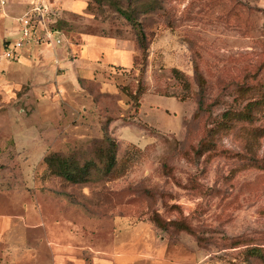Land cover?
I'll list each match as a JSON object with an SVG mask.
<instances>
[{"label": "rangeland", "instance_id": "obj_1", "mask_svg": "<svg viewBox=\"0 0 264 264\" xmlns=\"http://www.w3.org/2000/svg\"><path fill=\"white\" fill-rule=\"evenodd\" d=\"M33 1L0 0V56ZM45 1L58 56L0 58V264H263L248 251L264 247V0ZM116 5L139 13L146 61ZM54 152L95 161L93 178L48 174Z\"/></svg>", "mask_w": 264, "mask_h": 264}, {"label": "trees", "instance_id": "obj_2", "mask_svg": "<svg viewBox=\"0 0 264 264\" xmlns=\"http://www.w3.org/2000/svg\"><path fill=\"white\" fill-rule=\"evenodd\" d=\"M133 1V0H131ZM96 2L99 4V6L105 5L104 0H96ZM128 7H130V3L128 4ZM149 8L153 9V6H150ZM115 11L124 18L134 29L140 49V55L142 57L143 61H146L148 58V38L147 34L145 32V28L143 26V22L140 20L139 13L136 9H128L124 8L123 6L116 5ZM52 26L54 28L60 29V25L57 23H52ZM197 82L200 85V100L198 104V109L195 112L193 118H199L201 115H203L206 112H209V108L206 106L205 102V87L203 84L202 77L197 74ZM125 88V87H124ZM141 87H139V90L136 91L135 96L132 98L134 101V106L136 108V111H138L141 108V103L139 101V96L142 95L143 91H141ZM257 106L260 104H264V99L261 101H255ZM260 103V104H259ZM256 106V107H257ZM240 118L243 119H254V113L253 112H247L245 111L242 115H239ZM108 124L107 122L104 126V159H103V166L102 170L110 174L114 171L116 164H117V142L116 140L109 134L108 130ZM44 162L46 164V170L47 173L50 175H57L63 177L66 181L71 183H82L91 180L93 168L95 166V161H87L85 163H81L77 158L71 156H65L58 152L50 153L45 156ZM153 221L160 226L163 229H167L169 226H172L175 231H186L189 234H194V231L189 227L184 221H165L161 218L159 213H155L152 217ZM248 253L251 256H254L258 258L263 264H264V247L262 246H253L249 249Z\"/></svg>", "mask_w": 264, "mask_h": 264}, {"label": "built area", "instance_id": "obj_3", "mask_svg": "<svg viewBox=\"0 0 264 264\" xmlns=\"http://www.w3.org/2000/svg\"><path fill=\"white\" fill-rule=\"evenodd\" d=\"M5 5L6 0H1ZM51 7L45 0H34L31 5L15 18L14 40H8L0 56L1 60H19L33 46L57 47L63 43L61 29L54 28L50 22Z\"/></svg>", "mask_w": 264, "mask_h": 264}, {"label": "crops", "instance_id": "obj_4", "mask_svg": "<svg viewBox=\"0 0 264 264\" xmlns=\"http://www.w3.org/2000/svg\"><path fill=\"white\" fill-rule=\"evenodd\" d=\"M12 33H13V31H12ZM101 44V41L99 40V39H97V38H95V37H90V38H88L87 39V41H86V44H85V49H84V51H83V53H86L87 54V56H88V54H93L92 52H93V49L95 48V47H98L99 45ZM33 47H36V48H40V49H36L35 50V54L36 53H42V52H44V51H47V52H49V53H51L52 54V51H53V54H55V56H58V52L60 51L59 50V48H57V49H52L51 51H50V49L48 48V47H43V46H33ZM33 49H32V47L28 50V51H26L25 52V54H24V56L23 57H21L22 58V60H18L19 62V65H24V64H26L25 62H24V60H28L30 57L29 56H27L26 55V53L27 52H29V51H32ZM128 52V51H127ZM34 53H33V51H32V54L34 55ZM56 59H57V57H56ZM59 60V59H58ZM13 61V60H12ZM16 64V63H15ZM9 66V65H8ZM13 66V65H12ZM14 67H15V65H14Z\"/></svg>", "mask_w": 264, "mask_h": 264}]
</instances>
